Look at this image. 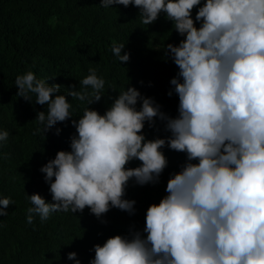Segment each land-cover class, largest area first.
Listing matches in <instances>:
<instances>
[{
  "label": "clouds",
  "instance_id": "9594fccd",
  "mask_svg": "<svg viewBox=\"0 0 264 264\" xmlns=\"http://www.w3.org/2000/svg\"><path fill=\"white\" fill-rule=\"evenodd\" d=\"M114 5L137 8L147 27L163 14L182 37L165 48L178 68L167 93L178 97V114L168 116L131 86L109 97L101 114L90 107L104 97L105 80L95 69L79 81L82 90L70 85L67 95L32 71L17 76V95L33 103L34 94L35 104L47 106L34 120L37 133L45 137L69 120L75 129L70 150L41 167L52 202L27 195V223L86 208L98 220L111 209L135 215L136 201L125 198L129 183H159L167 147L186 156L167 181V195L147 208L142 231L94 245L89 264H264V0H101V7ZM124 48L112 44L120 63L130 60ZM68 97L87 100L78 119ZM157 120L169 135L147 139L145 125L155 128ZM8 136L0 131V141ZM133 161L139 166L128 167ZM12 203L0 199V217ZM67 258L81 264L75 252Z\"/></svg>",
  "mask_w": 264,
  "mask_h": 264
},
{
  "label": "trees",
  "instance_id": "16d2710c",
  "mask_svg": "<svg viewBox=\"0 0 264 264\" xmlns=\"http://www.w3.org/2000/svg\"><path fill=\"white\" fill-rule=\"evenodd\" d=\"M138 12L133 6L104 8L101 0H0V131L9 133L6 141H0V199L13 202L5 209L8 214L0 217V264H75L67 258L71 252L77 253L81 264H89L94 245H103L111 236L127 235L130 229L142 231L147 208L167 195L170 175L185 163V154L165 147L162 151L169 164L159 183H129L125 198L136 201L135 215L111 209L98 220L86 208L82 214L52 213L44 222L34 215L33 223H27V209L33 206L28 196L39 194L52 202L41 167L58 151L70 150L75 129L69 120L45 133L46 139L37 133L40 126L34 120L47 106L35 104L34 94L33 103L19 97L17 76L32 71L49 85H61L58 94L67 95L70 85L82 90L79 81L95 69L105 87L104 97L90 105L92 109L103 114L113 102L109 97L131 86L154 98L168 116H177L178 97L167 93L178 68L165 56V48L169 43L177 45L182 37L163 14L147 27ZM195 14L196 9L194 20ZM113 42L125 44L121 55L129 53V62L120 63L113 55ZM68 99L71 114L78 119L87 100ZM144 135L154 139L169 133L157 120L155 128L145 125ZM139 164L133 161L128 167Z\"/></svg>",
  "mask_w": 264,
  "mask_h": 264
}]
</instances>
